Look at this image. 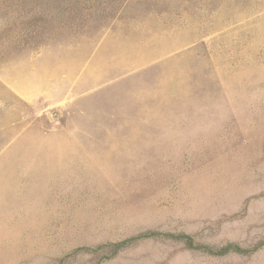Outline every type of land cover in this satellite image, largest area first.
<instances>
[{
    "label": "rangeland",
    "instance_id": "1",
    "mask_svg": "<svg viewBox=\"0 0 264 264\" xmlns=\"http://www.w3.org/2000/svg\"><path fill=\"white\" fill-rule=\"evenodd\" d=\"M82 39L126 94L32 113ZM0 264H264V0H0Z\"/></svg>",
    "mask_w": 264,
    "mask_h": 264
},
{
    "label": "crops",
    "instance_id": "2",
    "mask_svg": "<svg viewBox=\"0 0 264 264\" xmlns=\"http://www.w3.org/2000/svg\"><path fill=\"white\" fill-rule=\"evenodd\" d=\"M92 49V43L86 39L73 42L54 56L60 58H55L51 69L30 67L28 72L21 73L20 79L9 82L8 88L32 113L40 114L52 108L73 117L70 121L77 118L87 121L88 115L102 112L103 105L99 102L116 101L117 97L126 94L118 87V81L106 76L115 71L92 65ZM66 56L68 59L65 60ZM65 62H71L69 67ZM113 104L111 106L115 107Z\"/></svg>",
    "mask_w": 264,
    "mask_h": 264
},
{
    "label": "trees",
    "instance_id": "3",
    "mask_svg": "<svg viewBox=\"0 0 264 264\" xmlns=\"http://www.w3.org/2000/svg\"><path fill=\"white\" fill-rule=\"evenodd\" d=\"M156 236H167L170 238L182 240L185 243L187 248L194 249V250H201V251H203L209 255H213V256H222V255H225V254L230 253V252L247 254V253L253 251V250H243L238 245H234V244H228L225 247H222L221 249L214 251V250H211L210 248H208L206 246L194 244L193 238L188 236V235L173 236V235H166V234H162V233H152V232L151 233H144V234L139 235L138 237L128 239V240H125V241L120 242L118 244H115L114 248H115V250H118L121 247L126 246L127 244H129L133 241H136L139 239H149V238H153Z\"/></svg>",
    "mask_w": 264,
    "mask_h": 264
}]
</instances>
